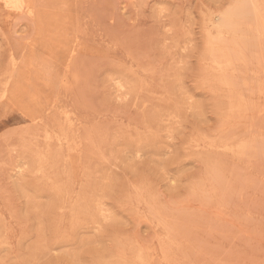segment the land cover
Instances as JSON below:
<instances>
[{
  "label": "rangeland",
  "instance_id": "1",
  "mask_svg": "<svg viewBox=\"0 0 264 264\" xmlns=\"http://www.w3.org/2000/svg\"><path fill=\"white\" fill-rule=\"evenodd\" d=\"M27 1L0 0V264H264V0Z\"/></svg>",
  "mask_w": 264,
  "mask_h": 264
},
{
  "label": "bare ground",
  "instance_id": "2",
  "mask_svg": "<svg viewBox=\"0 0 264 264\" xmlns=\"http://www.w3.org/2000/svg\"><path fill=\"white\" fill-rule=\"evenodd\" d=\"M5 1V3H6V5H8V6H13V7H18V8H21V7H23V6H27L28 7V9H30L31 8V6L29 5V3H28V1L27 0H4ZM248 1V0H247ZM248 4V3H247ZM257 4V3H256ZM259 4V3H258ZM245 5V4H244ZM242 7L243 6H240L239 7V9H236L235 11H229V13H227V14H224V16L222 17V19H223V21L225 22V23H227V26H228V23H229V21L231 20V18H232V16H234V15H237V14H240L241 13V11H240V9H242ZM24 8V7H23ZM254 10V9H253ZM259 10V9H258ZM261 10V9H260ZM30 12H33V10L32 9H30L29 10ZM249 12V11H248ZM250 13V12H249ZM256 14H258L257 12H255ZM256 14H255V16H256ZM260 15V14H259ZM218 16V15H217ZM21 17V16H20ZM205 17V16H204ZM237 17V16H236ZM235 17V18H236ZM221 18V17H220ZM258 18V17H257ZM260 18H261V16H260ZM20 19V18H19ZM218 19V18H217ZM21 20V19H20ZM237 20V19H236ZM258 20V19H257ZM261 20V19H260ZM235 21V20H234ZM239 21H241V20H239ZM250 21V20H249ZM253 22H254V20H253ZM218 23H219V20H218ZM217 23V24H218ZM223 23V22H222ZM243 23H245L244 21H243ZM246 23H248V22H246ZM262 23H263V20H262ZM261 23V24H262ZM250 24V23H249ZM258 24V23H257ZM222 25V24H221ZM233 25V24H232ZM235 27L237 26V24L236 25H234ZM242 26V25H241ZM217 27V26H216ZM221 27V26H220ZM223 27H225V25L223 26ZM233 27V26H232ZM238 27V26H237ZM259 27V26H258ZM203 28V27H202ZM228 28H229V26H228ZM227 28V29H228ZM249 28V27H248ZM250 28H251V26H250ZM249 28V29H250ZM240 29V28H239ZM243 29V28H242ZM256 29H258V28H256ZM255 29V30H256ZM260 29V28H259ZM251 30H253V29H251ZM261 30V29H260ZM223 31V30H222ZM263 31H264V28H263ZM238 32H240V31H238ZM218 33V32H217ZM220 34V33H219ZM245 34V33H244ZM224 35V34H223ZM238 35V34H237ZM258 35H260L259 33H258ZM217 36H218V34H217ZM220 36V35H219ZM212 37V36H211ZM235 37V36H234ZM259 37V36H258ZM215 38H217V37H215ZM233 38V37H232ZM236 38V37H235ZM234 38V39H235ZM243 38H244V36H243ZM234 39H233V41H234ZM217 40V39H216ZM215 40V41H216ZM220 40V39H219ZM223 40V39H222ZM221 40V41H222ZM237 40V39H236ZM239 40V39H238ZM237 40V41H238ZM240 40H241V36H240ZM211 41H212V39H211ZM243 41H244V39H243ZM218 42V41H217ZM235 43V42H234ZM237 43V42H236ZM244 43V42H243ZM210 45V44H209ZM208 45V46H209ZM237 45V44H236ZM214 46V45H213ZM252 46H254V45H252ZM41 47V46H40ZM208 50V49H207ZM226 50V49H225ZM229 50V49H228ZM229 52V51H228ZM233 52V51H232ZM252 52V51H251ZM230 53H231V51H230ZM250 53V52H249ZM236 54H238V53H236ZM241 54V53H240ZM242 56V55H241ZM12 57V56H11ZM225 58V57H224ZM230 58V57H229ZM231 60H229V63H231L230 62ZM251 61V60H250ZM214 62V61H213ZM216 62V61H215ZM227 63V62H226ZM218 65H219V67H220V64L218 63ZM222 65V64H221ZM229 65V64H228ZM227 65V66H228ZM232 65H230L229 67H231ZM220 69V68H219ZM222 69V68H221ZM222 71V70H221ZM220 71V72H221ZM233 71H235V69L233 70ZM222 73V72H221ZM219 77V76H218ZM225 77H227V75L225 76ZM216 78V77H215ZM227 78H225V80H226ZM10 80V79H9ZM223 80V79H222ZM227 81V80H226ZM223 82V81H222ZM230 82V81H229ZM225 83V82H224ZM232 84V83H231ZM231 84H230V86H231ZM259 84V83H258ZM225 85H227V82L225 83ZM226 87H228V85L226 86ZM250 100V99H249ZM248 106V105H247ZM235 109V108H234ZM239 109V108H238ZM231 110V109H230ZM227 118V117H226ZM225 118V119H226ZM229 118V117H228ZM230 119V118H229ZM248 119V118H247ZM254 123V122H253ZM49 133V132H48ZM47 134V133H46ZM55 136V135H54ZM49 137H51V136H49ZM50 139V138H49ZM208 139V138H207ZM195 140V139H194ZM230 141H232V139L230 140ZM196 144V143H195ZM243 144H245V142H242V145ZM247 144V143H246ZM245 144V145H246ZM241 145V144H240ZM233 146V145H232ZM225 147V146H224ZM228 147V146H227ZM234 147H236V146H234ZM239 147V146H238ZM247 147H248V145H247ZM212 148V147H211ZM237 148V147H236ZM235 148V149H236ZM243 148H244V146H243ZM243 148L241 149V148H239L238 150H243ZM224 149V148H223ZM226 149V148H225ZM234 149V148H233ZM231 151V150H230ZM233 151V150H232ZM235 151V150H234ZM195 152V151H194ZM40 154V153H39ZM70 154V153H69ZM240 154V153H239ZM44 157V156H43ZM77 157V156H76ZM224 157V156H223ZM72 159V158H71ZM74 159V158H73ZM202 164H203V162H202ZM214 165V164H213ZM222 171V170H221ZM209 175V174H208ZM59 176V175H58ZM210 176V175H209ZM208 180V179H207ZM60 184V183H59ZM62 189V188H61ZM219 189H220V187H219ZM219 191V190H218ZM165 213H166V211H165ZM166 216H167V214H166ZM105 218V217H104ZM166 218V217H165ZM163 220V219H162ZM81 221V220H80ZM82 222V221H81ZM163 222V221H162ZM161 222V223H162ZM76 223V222H75ZM74 223V224H75ZM160 226V225H159ZM161 230V229H160ZM168 240V239H167ZM122 246V245H121ZM160 247V246H159ZM146 249V248H145ZM161 249V248H160ZM162 250H163V246H162ZM186 250V249H185ZM167 251V250H166ZM184 252V251H183ZM166 254V253H165ZM120 255V254H119ZM186 255V254H185ZM182 256H183V254H182ZM178 263H179V261H178ZM112 264V263H111Z\"/></svg>",
  "mask_w": 264,
  "mask_h": 264
}]
</instances>
